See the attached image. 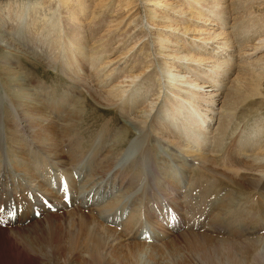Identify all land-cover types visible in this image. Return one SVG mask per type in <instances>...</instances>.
Returning <instances> with one entry per match:
<instances>
[{
    "label": "bare ground",
    "instance_id": "1",
    "mask_svg": "<svg viewBox=\"0 0 264 264\" xmlns=\"http://www.w3.org/2000/svg\"><path fill=\"white\" fill-rule=\"evenodd\" d=\"M42 1L35 0V2H19L7 0L5 1L7 4L1 3L0 27L2 28V30L4 32H7L8 36H14L16 34L19 36L20 34L19 41H22L26 45L32 44V46L34 47L40 46L42 48V53L44 54V56L47 55L50 62L54 64L57 63L56 65L59 66L63 74L67 75L68 79L71 82L77 84L78 86H80V88H83V90L87 93L88 98L90 96L95 100L98 99L102 101L105 106L115 107L116 109L118 108L121 115L133 125V129L138 131L137 133L139 136V141L132 146L128 145V142L133 137L134 133L129 127L122 126L116 133L111 135V139L113 140L114 144L113 146H111V149L107 150L108 155L106 156L105 160L101 161V163L96 162L93 171H91L93 168L91 162L87 163L89 168L91 166L90 171L92 173L90 172L89 174L90 177L94 180L93 182L102 180L99 183L97 182V186H101L102 183H108L110 180L106 178V176L114 167H117V164L119 162H117L118 157L122 154H124L125 157H132L135 153H138V155L141 157L138 159V162L136 164H121V166L123 165V167H120L119 170H116L117 172L124 173V175L121 174V176L124 178L123 181L131 174V179L138 182L139 178L142 175L140 173H143L142 170H145L142 169L145 163L150 164L147 168L148 171L144 179L145 184L148 185L149 188H151V179V183L153 182L154 178L162 177V179L164 180L161 183V187H157L155 190L152 189L148 198L143 201L144 206L140 210V213L132 208V210H130L129 212L130 215L125 220L128 219V223H134V225H137V223L135 221L133 222V220L137 221V218L140 217L141 219L142 216L143 219H145V222L150 223V225H159L157 230L161 229L160 231L164 232L166 227H168L172 232L181 230V221H183L181 212H186V220L193 221L194 223L198 215H200L202 217H199L198 220H211L210 222H213L215 225L214 228L218 230L217 233H221L226 229L222 228L224 226L220 221H222V219H224V217L227 215L226 218L230 220L229 226H231V234L233 233L236 236H240L242 230L241 224L243 225V222L247 220L245 217L248 216L247 212H251V215L259 217V214H257L258 211L255 213V207L258 205L264 207V200H260V198L257 199V196L260 193H256L255 199L254 193L252 191V188L257 187L264 189V140L259 141L261 137H256L255 139H253L256 143H254L253 145L250 144V146L252 147V149L250 150H252L253 152L252 155L250 154V157H252L251 160H245L241 157L243 151H239V153L234 154L233 151H231L232 148L231 150L229 147L228 150H222L225 140L224 135L229 128H227V121L220 119H216L218 123L215 129L216 135L214 137V140H208L210 139L208 138V133H210V131L208 132V129L210 124H212L214 120V106L218 102L216 98L218 95H215V92H218L219 94V90L221 88L219 82L221 80L219 79V77L222 74L221 71H223L224 65H226L225 61H227L225 60V58L224 61L214 60L215 54H217V56L219 57L221 54L225 55V51H227L225 50L227 47H224L225 43L223 41H220V43L218 42V39H220L219 36H221L222 33L220 32V30L218 31L219 26H217L218 24H215L214 20L219 16V14H217V16H215L213 20L206 18L208 19V21L210 20L211 26H216L214 30H212L213 27H211L210 29L208 28L210 30L209 33L206 34V30H198L197 27H194L195 30H193L195 31V36L193 38L191 37L192 40L189 42L194 45L192 49L187 50L186 48H183L178 44L177 41L179 38L178 36H184L185 32H182L185 30L188 31L189 29L186 27V24H184L183 20V18L187 15V10L185 8L186 5L194 4L197 8L198 6L208 7L209 11L212 13L213 10L209 8V4L211 1L212 3L216 2V0H154L155 2H158L156 6L158 7V9L161 8L160 11L162 13H167L172 16V19L169 21L170 28L166 30V32H171V34H167L166 39H163L159 35L156 36L157 34H155V36H152L153 39H156L154 41V43L156 44L155 47H157V49L159 50H162L171 43V46L175 47V50H173L172 53H168L165 56L166 61L158 65L161 66L160 70L154 69L155 64H143V58H139L137 64L135 62L136 67H132V64L129 65L132 67L129 70L130 74H124L121 68L119 70V74H122H120L119 77H113V70L106 75V73L104 72V67H102V65L111 64L112 61H110L108 57L111 55V52L116 49H111L109 46L110 43H106L104 37H100L98 39L100 44L99 46H97V49H94L96 52L92 53L91 55L88 54V59L86 56H84L85 51L83 50L86 48V45L84 44L85 42L82 39H78L79 32H77V29H79L81 25L79 21L80 17H75L70 20V23L68 24L69 32L63 31V34H58V29H60L58 28V26L60 25L59 23L63 22V20L60 21V17H57V15L55 14H57L59 10H63L67 15L74 14L75 10L80 8V14L82 16V14H84L82 12H85V10L83 9V5L85 3H81L82 0H73L70 2H67V0H59V5L57 4L56 8H54V6L52 5V3H56V1L51 0V2H49L48 4L52 6V8H50L51 13H45V15L44 12H42V9L44 7L42 8L36 5L39 4V6H45V4L48 3H45V0ZM179 1L181 3L174 7L176 2ZM146 2H148V0H146ZM177 8L179 9L176 10ZM31 9L33 12H30ZM153 10H155V8H153ZM39 12L40 14L44 15V19L40 20L36 17ZM154 19L155 18L153 17L152 21H155ZM176 22H178V24ZM149 24L151 28L144 29V31L146 30L147 32H151L150 30L152 29V27L156 28V25H153V22H146V25H148V27ZM158 29L160 28H156L155 31ZM68 34L73 36L74 39H66L65 37ZM132 34L139 36V34L136 32H133ZM25 35H27L28 37H24ZM146 37H148L147 33L141 35L140 37H136V41L128 53H132V50L134 48L137 49L138 47L134 46L138 45L140 41L141 44H149L148 42L142 41ZM211 49L213 50L214 55L204 58L203 56L210 54L209 50ZM116 50L117 51L115 52V54L117 52L122 53V51H124V48H122L121 50L120 48H118ZM139 52L142 53L143 50L141 49V51ZM226 55L228 54L226 53ZM125 57L124 66L130 63L134 56H128V58ZM231 57H233V55H231ZM106 58H108L107 61L105 60ZM102 59L104 61L103 63H101ZM169 61L174 62L169 63ZM88 63H90L89 68H91V70L93 69L92 73H89L90 75L87 74L86 76H81L82 73L86 70L85 68ZM115 63L117 64V62ZM142 64L145 67L143 72L134 74V70H136L138 66H142ZM150 67H152L150 71H152L153 69L155 70L154 76L158 78L159 84H157L156 81L152 79H150V81L147 79H143L144 76H148L146 75V71H148L147 69H149ZM13 73L15 72H12L10 68L5 69L4 72L0 73V80L3 79L5 81L3 83L5 84L6 81L12 82L9 76H12ZM111 78H113L115 81L109 83V80H111ZM13 79L16 81L15 84L17 88L12 90L13 96L10 104L15 105L16 107H22V104L25 105V109L22 111L23 116H21L19 109L18 112L23 121L26 122L25 125H22L21 127L16 122L14 124L18 126L19 133L21 132L24 135H31L30 139H33L35 141H32L33 144L31 145L39 146V140L41 138H43L44 136H48V133H57V131H55V123L53 119H51L50 121H48L49 119L46 120L48 121V123H46L43 117L46 118V115L50 113L49 111L58 112V110L60 109L54 100H42L40 101V103L38 100H28V97L31 95L30 88L27 87L24 82L19 81L16 77H14ZM161 79H163V81L165 80L163 82L164 85L161 84ZM165 82L168 83V85H166ZM207 82L212 83V85H209L208 90L205 89L207 87L205 86ZM156 85L160 86V88H156ZM162 88L165 89L161 91ZM16 91L19 92L16 93ZM161 93L163 94L161 95ZM69 99L70 98H68V96L62 97L61 102L65 103V101H68V104L74 105L73 101H69ZM160 99L164 102L161 107L157 106V103ZM198 103H203V106L197 105ZM138 104L140 106L139 108H141L139 111ZM155 108V112L152 113ZM15 112L17 113V111ZM165 118H167L169 122H167ZM96 120L98 123L99 120ZM65 121L70 124V130L67 131L66 129H61L58 134L61 135L62 138L64 137V139L68 138L69 146H67V148L71 149L66 153L64 157H59L58 150H47L44 148V153L38 147L33 149L37 151H33L32 154H30L29 152L21 151V149L17 148L12 152V154L15 153L16 155L21 157L24 162H26L24 163L23 168L26 174L31 175L30 173L33 170L30 171V168L32 166L44 165L41 168L43 169V174L41 175L40 173V176H38L37 174H32V177H34L35 179L40 177V179H42L41 181L42 184L44 183L45 191L40 192L46 195H34L30 191L33 192L39 190H36L34 188L32 190V188L28 187V185H24L22 183V187L19 186L16 192L7 191V188L9 187L5 186L4 179H8L9 175L8 173L4 172L3 178L0 179V209H2L0 210V232L4 233L5 235L15 233L17 239L14 242L16 244H20V246L23 247L25 251H27V247L29 248L30 246H35L34 244H37L35 248L36 253L34 252L35 254H31L39 262H43L44 264H46L45 262H47V264H58L59 259H62L65 264H140L142 255L146 253L144 245L135 240V230L138 233L144 226L143 222L140 221V219L139 224L135 230L133 229V227H130L129 229L122 230V233L120 235H117L116 232L113 231V228L104 226V224H102L96 216H89L86 214V212H81L79 218L77 219H69L68 222H65V220H63V223L56 225L55 221H57V219L55 218V216L51 217V219L47 217L51 216V214L53 213L51 212L45 214L46 210H44L43 217H40V219H45L46 224L45 222L44 224H38L39 221H37L34 226H30L34 223H32L33 219L36 218L34 216V213L33 215H30L27 212L28 209H33L34 205H39L42 208H51L52 203L50 202L53 201L57 205V208L61 210L69 209V211H71L75 205L77 206L82 203V210H84L86 205H91L92 200L96 196V189L93 187L94 184L90 183L89 186L83 187V190L82 188L78 189L76 185L78 180L75 179V177H72V175H74L77 171L73 170L74 167H83L85 161L82 159V156H85L87 154V158L98 159V157L101 156V154L99 153L103 151L104 146L99 147L98 151H91L92 153H87L88 147L79 148L78 141L73 140V138L68 134L75 127H79L78 123L74 121V116H72L69 112L67 113L63 122ZM117 123H109L106 125V128L109 132H111V129H115ZM150 139H152L153 144L155 141L163 144L168 151L171 150L172 152H174L177 158H172V160H170V162L168 163H165L164 159L160 167L154 165L153 160L154 158H156V156H154L149 151V149L147 147H144L143 145L144 141ZM209 141L210 144L207 146ZM184 142H187L185 146L182 145ZM189 143L200 145V149L202 151L201 154L199 155L192 153V151H185L184 148L187 147ZM216 148V154L219 153L220 155L217 156V158H213V154L215 153H213V150ZM205 150L209 152H205ZM51 151L55 154L52 155ZM49 154L56 158V162L54 164L56 169L54 170H58V172H55L53 170L50 171L52 173L51 178L55 181H62L64 179L66 180L67 178L72 177L69 185L70 189L72 190V193L70 195L65 196L59 194V192L54 193L53 191H50L47 183V179L50 178V176L46 175L47 173L45 170L49 169L51 167L50 165H53L52 160L54 158L48 156ZM177 159L179 160V162L186 161V164L197 162V165H200V169L203 170L202 172L204 174L209 171L213 176H215V178L227 181L233 188L241 191L243 196H247L243 198L245 201L242 202L244 205H247L246 203L250 205V211L246 212V209H244L243 207H241L240 209L241 205L239 206L238 204V206L235 207V215L227 214L231 209L233 210V206H231L229 202L230 198H233V191L232 193L226 191L227 193L220 199L221 201L218 204H216L217 198L214 197L212 199V202L214 204L213 207L207 201L204 202V205H202V203L200 202H197V205L189 210L181 209L180 205L177 203L173 202L174 204H172V200H169V198L165 197L163 193L170 196L172 194L175 197L180 196V193L174 188V185L177 179L184 175H173L171 173V171H173V173L177 171V169H171L173 162L176 163ZM48 161L49 164H47ZM175 167L178 168V165H176ZM137 168L139 169L138 171L136 170ZM61 172H65L66 175H63ZM175 177L177 178L175 179ZM126 180L128 181L129 178ZM206 180L208 181V179ZM209 184L210 183L206 182L205 189H210V187L208 186ZM132 186H134L135 188L136 185L132 182H128L125 188L127 191H129L133 189ZM176 187L179 188L178 184L176 185ZM194 190L195 191L193 192V194H196V192L199 191L196 190V188ZM18 191L21 192L19 195L16 194L18 193ZM102 196H104V191H102V193H100L99 195V197ZM195 196H197V194ZM134 199L137 200L136 198ZM66 200L68 201L67 205L65 204ZM128 201L129 199L125 204H127ZM18 202L23 204L25 209L24 212ZM68 206L72 208H69ZM118 207H113L110 209V211L113 212V216H116V214L118 213ZM129 209L131 208L129 207ZM159 211L163 212V217L161 216ZM78 213L79 212L76 210L72 211V214L74 215H78ZM138 214H140L139 217ZM13 215H15V219H17L15 223L12 219ZM106 216L110 218V215ZM154 216H156L155 219ZM161 217L163 218V221H161ZM148 219L153 221L148 222ZM258 219L264 220V217L262 216ZM26 220H30V222L27 221L28 223L24 224V221ZM89 222H94V224L90 225ZM21 225L28 227L17 228L21 227ZM61 225H68V227L70 226V228L57 229L59 226L61 227ZM139 226L140 229L138 228ZM193 228L194 231L200 230V223L198 222L196 224L195 222ZM26 229L30 230L27 231ZM259 231L260 230L258 227L257 232L259 233ZM256 234L257 233H255V235ZM185 235H187L186 238H190V241L185 240V242L187 244H190L189 246H192V254L197 257L199 262L197 264H248L247 262L251 258L250 256H252V264H264V239H262V237L259 238V241L255 238H251L249 243H243L245 244V246H242V237L236 238L229 234L228 236H225L228 242H223V239V241H219V239L210 237L209 235L204 236L199 233L190 232V234L185 233ZM109 241H111L112 243L118 241V243H115V245H110ZM9 242L11 241L9 240ZM193 242H196L199 245L193 244ZM17 248L14 247V249ZM260 248H263V252L256 254V252ZM3 249L4 248L2 247L0 248V264H6L7 260L10 258V255H7L5 257L1 254V251ZM104 249H110V251L107 254L102 253ZM40 252L43 255L42 259L38 255ZM192 259L191 257L187 256L185 257L183 262L174 260V263L191 264Z\"/></svg>",
    "mask_w": 264,
    "mask_h": 264
},
{
    "label": "rangeland",
    "instance_id": "2",
    "mask_svg": "<svg viewBox=\"0 0 264 264\" xmlns=\"http://www.w3.org/2000/svg\"><path fill=\"white\" fill-rule=\"evenodd\" d=\"M5 1L7 0H0V4H7ZM12 1L35 2V0ZM45 1V3L48 2L47 4H45V6H39V4H36L38 7H44V10L42 9L44 15L45 13H51L50 8H52L51 5H48L51 0ZM53 1H56V3H52L54 8H56L57 4L59 5V0ZM70 1L73 0H67V2ZM81 3H85L83 5V9L85 10V12H82L84 13L82 14V16L80 14V8L76 9L74 14L67 15L63 10H59V12L55 14L57 15V17H60V21L63 20V22L59 23L60 25L58 26V28L60 29H58V34H63V31L69 32L68 24L70 23V20L75 17H80L79 21L81 25L80 28L77 29V32H79L78 39H82L85 42L84 44L86 45V48L83 51H85L84 56H86L87 59L88 54L91 55L92 53L96 52L94 49H97V46H99L100 42L98 41V39L100 37H104L106 43H110L109 46L111 49L120 48L121 50L122 48H124V51H122V53L117 52L115 54V52L117 51L116 49L112 51L111 55L108 57L109 60L112 61L111 64L102 65V67H104V72L106 73V75L107 73L113 70V77H119L120 74H122H119V70L121 68L124 74H130L129 70L132 67H136L139 58H143V64H155L154 69L160 70L161 66L158 65L166 61L165 56L168 53H172V51L175 50V47L171 46V43L162 50H159L157 49V47H155L156 44L154 43V41L156 39H153L152 36H155V34H157L156 36L159 35L163 39H166L167 34H171V32H166V30L170 28L169 21L172 19V16L167 13H162L160 11L161 8L158 9V7L156 6L158 2H155L154 0H148V2H146V0H82ZM180 3V1L176 2L174 7ZM153 8H155V10H153ZM185 8L187 10V15L183 18V20L184 24H186V27L189 29L188 31L185 30L182 32H185L184 36H178L179 38L177 41L180 46L186 48L187 50L192 49L194 45L189 42L192 40L191 37L193 38L195 36L194 27H197L198 30H206V34L209 33V29L213 27L212 30H214L216 26H211V22L210 20L208 21V19L213 20L214 17L219 14V16L214 20L215 24H218L217 26H219L218 31L220 30V32L222 33L221 36H219L220 39H218V42L220 43V41H223L225 43L224 47H227L225 49L227 50L225 51V55L221 54L218 57L217 54H213V50L211 49L209 50V53L211 55L209 54L203 56L205 58L214 55V60L224 61V58L225 60H227L225 61L226 65H224L223 71H221V75L223 76L220 75L219 77V79L221 80L219 81L221 85L219 94L218 92H215V95H218L216 97L218 102L214 106V109L216 111L214 110V120L213 123L210 124L208 129V132L210 131V133H208V138L210 139L208 140H214V137L216 135L215 129L218 123L217 120H225L227 121V128L229 129H227V132L224 135L225 140L223 143L222 150H228L229 147L230 150L232 148L231 151H233L234 154L239 153V151H243L241 157L245 160H251L252 157L250 156L253 154V152L252 150H250L252 149L250 144L253 145L254 143H256L253 139H255L256 137H261L259 141L264 140V0H216V2L214 3H212L211 1L209 4V8L213 10L212 13L209 11L208 7L198 6L197 8L194 4L186 5ZM32 9L30 10V12H33ZM178 9L179 8H177L176 10ZM44 15L40 14L39 12L36 17L42 20L44 19ZM153 17L155 18V21H152ZM148 21L153 22V25L155 24L156 28H160L161 30L158 29L155 31L156 28L152 27V29L150 30L151 32H147L146 30L144 31V29L151 28L150 24L149 27L148 25H146V22ZM176 23L178 24V22ZM133 32L138 33L139 36L133 35ZM145 33L148 34V37L144 38L142 41L148 42L149 44H141L140 41L138 45L134 46L138 48H134L132 50V53H128L136 41L135 38L140 37ZM24 37L28 36L25 35ZM65 38L68 40L74 39V37L70 34H68ZM19 40L20 34L19 36L17 34L14 36H8V33L4 32L0 27V73L4 72L5 69L9 68L12 72H15L12 74V76H9L12 82L6 81L5 84L3 83L5 82L3 79L0 80V179L3 178L4 172L8 173V179H4L5 186L9 187L7 188V191L16 192L19 186L22 187L21 183L24 185H28V187L32 188V190L34 188L39 191H45L44 183L42 184L41 181L42 179H40V177L37 179L32 177V174H37L38 176H40L41 173L42 175L43 169L41 168L44 165L32 166L30 168V171L33 170L30 173L31 175L26 174V172L23 170L24 163L26 162H24V160H22L21 157H19L15 153L12 154V152L14 151V149L17 148L21 149V151L29 152L30 154H32L33 151H37L33 149L38 147L39 149H41L42 152H44V148L47 150H58L59 157H64L66 153L70 151L71 148H67V146H69L68 138H66L65 136L66 139H64V137L62 138V136L58 133L61 129H66L67 131L70 130V124L66 121L63 122L67 113L69 112L72 116H74V121L78 123L79 127H75L68 134L70 137L73 138V140L78 141L79 148L88 147V152H86L89 153L95 150L98 151L99 147L104 146L103 151L99 153L101 154V156L98 157V159L87 158L88 155L86 154V156L84 154L86 157L82 156V159L85 161L83 167H74L73 170L77 171L74 175H72V177H75V179L78 180L76 183L78 189L82 188L83 190V187L89 186L90 183L94 184L93 187L96 189V196L92 200L91 205H86L84 210H82L83 207L81 203L77 206L75 205L71 211H69V209H56V211H52L53 214H51V216L47 217L51 219V217L55 216V218L57 219V221H55L56 225H59L60 223H63V220H65V222H68L69 219H77L79 218L81 212H86V214L89 216H96L99 221L104 224V226L113 228V231H115L117 235H120L122 233V230L129 229L130 227H133V229L135 230L139 224L140 214H138L139 218H137V221L133 220V222L135 221L137 225H134V223H128V219H125L130 215L129 212L130 210H132V208H134L136 211H138V213H140V210L144 206L143 201L148 198L152 189L155 190L157 187H161V183L162 181H164L162 177L154 178L152 183L151 179V188H149L148 185L145 184L144 179L148 171L147 168L150 164L145 163L142 169H145L146 171L141 169L143 173H140L142 175L139 178L138 182L131 179V174L126 178H129L128 181L126 179L123 181L124 178L121 176V174L124 175V173L117 172L116 170H119L120 167H123V165L121 166V164H136L138 162V159L141 158L138 153H135L132 157H125L124 154L120 155L117 160V162L119 161L117 167H114L106 176V178H108L110 181L105 184L102 183L101 186H97V182L99 183L102 180H97L93 182L94 180L90 177L89 173L93 171L96 162L101 163V161L105 160L106 156L108 155L107 150L111 149V146H113L114 144L113 140L111 139V135L116 133L122 126L129 127L134 133L133 137L128 142V145L132 146L135 145V143H138L139 141V136L137 133L138 131L133 129V125L121 115L118 108L116 109L115 107L105 106L102 101L98 99L95 100L90 96L88 98L87 93L83 90V88H80V86L71 82L68 79L67 75L63 74L59 66L56 65L57 63L54 64L50 62L48 56H44V54L42 53V48L40 46L34 47L32 46V44L26 45L25 43ZM141 49L143 50V54L139 52L141 51ZM226 53L229 56L226 55ZM231 55H233V57H231ZM128 56L134 57L132 58V61L130 63L124 66V57L128 58ZM108 58H106L105 60L107 61ZM103 62L104 61L102 59L101 63ZM115 62H117V64ZM173 62L174 61H169V63ZM89 64L90 63H88L85 68L86 70L82 73L81 76H86L87 74L90 75L89 73H92L93 69L91 70V68H89ZM130 64H132L133 66H129ZM143 64L142 66L137 65L138 67L136 70H134V74L143 72V70L145 69ZM151 68L152 67L147 69L148 71H146V75L148 76H144L143 79H147L149 81L150 79H152L156 81L157 84H159L158 78L154 76L155 70L153 69L152 71H150ZM14 77H16L19 81L24 82L26 86L30 88L31 95L28 97V100H38L39 103L42 100H54L60 109L58 110V112L49 111L50 113L46 115L47 117H43L46 123L53 119L55 123V131H57V133H48V136H44L43 138H41L39 140V146L31 145L33 144L32 141H34L33 139H30L31 135L25 134V136L21 132L19 133L18 126L14 124L16 122L21 127L22 125L24 126L26 123L21 117L23 116L22 111L25 109V105L22 104V107H16L15 105L10 104L13 96L12 90L17 88L15 84L16 81L13 79ZM112 81L114 82L115 80L111 78V80H109V83ZM164 81L163 79H161V84L164 85ZM165 84L168 85V83L166 82ZM209 85H212V83L207 82L205 84V86H207L205 88L206 90H208ZM156 88H160V86L156 85ZM164 89L165 88H162L161 91H163ZM18 92L19 91H16V93ZM162 94L163 93H161V95ZM65 96H68V98H70L69 101L72 100L74 105L68 104V101L62 103V97ZM163 104L164 102L160 99L157 103V106L161 107V105ZM197 105L203 106V103H198ZM139 107L140 106L138 104V111L141 109ZM18 109L21 116L18 112ZM155 110L156 108L152 111V113H154ZM15 111H17V113ZM96 119L99 120L98 123ZM165 120L169 122L167 118H165ZM108 122H118L115 126V129H111V132H109L106 128V125L109 124ZM210 141L207 146L210 144ZM186 144L187 142H184L182 145L185 146ZM48 145L50 146V148ZM143 145L144 147H147L154 156H156V158H154L153 160V163L158 167L161 166L162 161H164V159V162L168 163L170 162V160H172V158H177L174 152H172L171 150L168 151L166 147H164V145L158 141H155L153 144L152 139H150L144 141ZM40 146H42L43 149ZM200 147V145H196L195 143H189L187 147L184 148V150L192 151V153L200 155L202 152ZM216 150L217 148L213 150V153ZM205 152L209 151L205 150ZM51 153L52 155L55 154L52 151ZM52 155L49 154L48 156L54 158L52 160L53 165H50L51 167L45 170L47 173L46 175L50 176V178L47 179V183L59 185L62 181H55L51 178L52 173L50 171L53 170L55 172H58V170H54L56 169L54 166L56 158ZM219 155V153L216 154L215 152L213 154V158H217V156ZM88 162H91V164L93 165L91 171V166L89 168L87 164ZM176 163L173 162L171 169H177V171H175L174 173L173 171H171V173L173 175H184L178 178L174 185V188L180 193V196L175 197L172 194L170 196L163 193L165 197L169 198V200H172V204L177 203L180 205L181 209L189 210L191 208H194L197 205V202H200L202 203V205H204V202L207 201L213 207L214 204L212 202V199L214 197L217 198L216 204H218L221 201L220 199L227 193L226 191H228L229 193H232L233 191V198H230L229 201L231 206H233V210L231 209L227 214L235 215V207L238 206V204L239 206L241 205L240 209L241 207H243L244 209H246V212L250 211V205L248 203H246L247 205H244L242 202L245 201L243 198L247 196H243L241 191H238L233 188L231 185H229L227 181L215 178V176H213L209 171L206 172L207 174H204L202 172L203 170L200 169V165H197V162L186 164V161L179 162V160L177 159ZM47 164H49V161L47 162ZM176 165H178V168L175 167ZM136 170L138 171L139 169L137 168ZM61 173L63 175H66L65 172ZM72 177L68 178L69 182L72 180ZM176 178L177 177H175V179ZM206 179H208V181ZM128 182L134 183L136 185V190L134 186H132L133 189L127 191L125 186ZM206 182L210 183L208 185L210 189H205ZM177 184L179 188L176 187ZM195 188L196 190H199L198 192H196L197 196H195L196 194H193ZM102 191H104V196L99 197ZM252 191L254 193L255 199L256 193H260L257 196V199L260 198V200H264V189L257 187L252 188ZM134 198H136L137 200H135ZM128 199V203L125 204ZM67 203L68 201L66 200L65 204L67 205ZM113 207H118V213L116 214V216H113V212L110 211V209ZM129 207L131 209H129ZM75 210L79 212L78 215L72 214V211ZM256 212L257 214H259V217H255V215H251V212H247L248 216H245L247 220L243 222V225L241 224L242 230L240 236H236L233 233L231 234V226H229L230 220L226 218L227 215L220 222L224 226L222 228H225L229 232L224 230L221 233H217L218 230L214 228L215 225L213 222H210L211 220H198L199 217H202L200 215H198L194 223L193 221L186 220V212H181L183 219V221H181V230L171 232L169 228L166 227V229L164 230L165 233L161 232V229L157 230L159 225H150V223L145 222V219H143V217L141 216L140 221L143 222L144 226L138 233L136 230L134 232V234L136 235L135 240L144 245L146 252L145 254L143 253L144 255H142L140 264H175L174 260L183 262L185 257L187 256L191 257V259L193 258L191 264L199 263L197 257L192 254V246H189L190 244H187L185 242V240L190 241V238H186L187 235H185V233L190 234L191 232L199 233L204 236L209 235L210 237L219 239V241L224 240L223 242L227 241V238L225 236H228L229 234L236 238L242 237V244L249 243L251 238H255L258 241L260 237L264 239V220L258 219L262 216L264 217V207L259 205L256 206L255 213ZM159 213L163 217V212L159 211ZM106 215H110V218H108ZM162 217L161 221H163ZM155 218L156 216H154V219ZM34 220L32 221V223H34L30 226H34L37 221H39L38 224H44V222L46 221L45 219H40L39 217ZM151 221L153 220L148 219V222ZM195 222L196 224L198 222L200 223L201 229L198 231H194L193 225H195ZM89 224L93 225L94 222H89ZM22 227L26 228L28 226L21 225V227L17 228ZM258 227L260 230L259 233L257 232ZM63 228L69 229L70 226L68 227V225H61V227L59 226L57 229ZM138 228L140 229V226ZM26 230L28 231L30 229ZM244 230L246 231V233ZM255 233L257 234L255 235ZM0 236V248H4L1 251V254L5 257L7 255H10V258H7L8 260L6 264H44L43 262H39L35 257L32 256V254L36 253L35 248L37 244H34L35 246H30L29 248L27 247V251H25L24 248L20 246V244H16L14 242L17 239L15 233L5 235L4 233L0 232ZM9 240L11 242H9ZM109 243L110 245H115V243L117 244L118 241H116L115 243L109 241ZM193 244L199 245L196 242H193ZM242 246H245V244H243ZM14 247L18 248L14 249ZM109 251L110 249H104L102 253L107 254ZM261 252H263V248H260L256 252V254H259ZM38 255L42 259V253L40 252ZM250 257L251 258L247 262L248 264H252L251 262H253L252 256ZM14 258L16 259V261ZM45 263L47 264V262ZM58 264H65V262L62 259H59Z\"/></svg>",
    "mask_w": 264,
    "mask_h": 264
},
{
    "label": "snow or ice",
    "instance_id": "3",
    "mask_svg": "<svg viewBox=\"0 0 264 264\" xmlns=\"http://www.w3.org/2000/svg\"><path fill=\"white\" fill-rule=\"evenodd\" d=\"M0 210H2V209H0Z\"/></svg>",
    "mask_w": 264,
    "mask_h": 264
}]
</instances>
